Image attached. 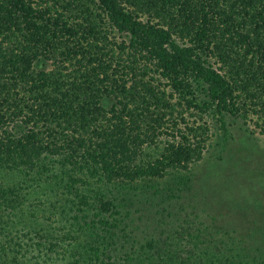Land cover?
<instances>
[{"label":"trees","instance_id":"obj_1","mask_svg":"<svg viewBox=\"0 0 264 264\" xmlns=\"http://www.w3.org/2000/svg\"><path fill=\"white\" fill-rule=\"evenodd\" d=\"M236 123L264 0H0V264H264V201L193 173Z\"/></svg>","mask_w":264,"mask_h":264},{"label":"rangeland","instance_id":"obj_2","mask_svg":"<svg viewBox=\"0 0 264 264\" xmlns=\"http://www.w3.org/2000/svg\"><path fill=\"white\" fill-rule=\"evenodd\" d=\"M239 126L233 125L228 135L220 133L219 140L212 136L208 151L194 166L193 173L223 184L219 192L225 190L219 196H235L239 207L251 218L257 214L258 202L264 201V134L254 131V126L249 131H241ZM211 131L218 133L215 129ZM36 202L32 203L38 206ZM232 220L238 221L235 218L229 221Z\"/></svg>","mask_w":264,"mask_h":264}]
</instances>
